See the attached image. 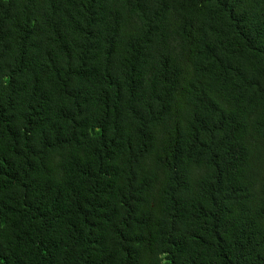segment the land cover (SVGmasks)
I'll return each mask as SVG.
<instances>
[{
    "label": "trees",
    "instance_id": "16d2710c",
    "mask_svg": "<svg viewBox=\"0 0 264 264\" xmlns=\"http://www.w3.org/2000/svg\"><path fill=\"white\" fill-rule=\"evenodd\" d=\"M0 264H264V0H0Z\"/></svg>",
    "mask_w": 264,
    "mask_h": 264
}]
</instances>
